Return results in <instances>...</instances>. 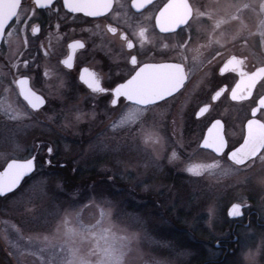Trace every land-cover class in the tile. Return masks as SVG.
I'll list each match as a JSON object with an SVG mask.
<instances>
[{"label":"rangeland","instance_id":"374dc122","mask_svg":"<svg viewBox=\"0 0 264 264\" xmlns=\"http://www.w3.org/2000/svg\"><path fill=\"white\" fill-rule=\"evenodd\" d=\"M217 3L205 7L197 2L195 17H207L211 28L215 23L230 51L241 45L244 68L264 64V0ZM13 40L12 49L6 45L0 51V169L11 159L35 154L38 166L46 157L52 160L51 166L38 167L44 175L24 186L29 195L17 192L3 206L9 212L0 215V246L17 262L193 264L201 257L219 258L222 250L214 244L233 238L234 218L227 216L231 203L242 202L244 211L255 210L264 219L259 183L264 165L259 161L251 172L226 165L199 174L187 171L217 158L199 147L210 119H225L235 143L240 138L237 118L249 114L252 101L241 107L222 102L197 121L201 102L187 90L135 121H121L127 108L118 104L113 111L109 95L90 94L76 71L65 72L48 55L30 58L27 47L23 55L14 53L20 41ZM23 75L46 99L38 111L15 93L13 80ZM47 146L54 149L51 156ZM173 152L178 158L168 163ZM157 153L163 157L161 167L150 163ZM211 206L218 215H211ZM235 236L230 262L264 264V233L238 228Z\"/></svg>","mask_w":264,"mask_h":264},{"label":"flooded vegetation","instance_id":"af4514ba","mask_svg":"<svg viewBox=\"0 0 264 264\" xmlns=\"http://www.w3.org/2000/svg\"><path fill=\"white\" fill-rule=\"evenodd\" d=\"M172 1L154 0V3L144 12L135 16L133 15L135 10H130L128 15L125 16L126 10L118 7L114 0L113 9L108 13L99 17H88L81 13L73 14L68 12L63 8L62 0H56L59 15L50 13L45 8H38L36 15L31 20V24H36L39 32L33 34L31 32V24L27 26V31L23 32L28 40L27 56L31 58L48 55L54 58L56 62L58 61L65 72L76 71L78 73L76 78L79 84L87 88L90 94L97 97L108 96V93L93 92L79 77L81 70L87 67L96 74L101 86L106 88L114 87V82L119 83L127 78L132 68L128 58L130 50L127 49L126 44L119 35L108 31V26L111 25L116 27L118 32L126 33L128 39L133 40L134 50H132V54L140 53L138 60L141 62L151 64L166 63L178 66L171 70L177 72L179 77L184 76L185 81L182 88L173 97L188 90V93H191L195 100L201 102L195 111L197 121H204L213 107L222 102H228L231 106L241 107L243 104L251 102L254 97L259 101L264 96V77L256 85L253 96L250 99L234 101L230 98V93L243 76L264 67V64L254 66L250 70L244 68L245 60L239 53L241 45L235 44V49L230 51L225 41V33L223 31L220 32L216 28L215 23L213 28H211L207 17L200 19L195 17L197 2H201L205 7L209 5L217 6L218 0H177V2H173L177 4L170 11L166 7ZM22 2L28 5L31 0H22ZM125 2L130 4L131 0H125ZM3 3L4 0H0V5ZM144 3H148V0H144ZM168 10L169 12H167ZM3 11V7H0V14ZM116 13L120 15L117 16L115 15ZM144 17H148V19L144 20ZM138 19L148 25V35L152 41V43H145L142 52L139 38L135 35L138 32L136 24ZM21 27H24V25H21ZM75 40H80L85 44V47L71 50L73 66L68 68L62 61L69 55L70 49L68 45ZM6 45L5 41H0V51ZM13 52L16 53L15 48ZM26 77L29 79L31 88L35 90L31 84V78L29 76ZM19 78L17 77L15 81ZM13 87L18 96L19 90L14 80ZM39 94L42 95L41 93ZM22 101L27 105L23 99ZM121 101L127 104L130 103L124 101L123 98H121ZM205 105L207 106L206 112L197 117L196 112ZM257 105L258 103L250 107L249 114L245 118L241 117V115L237 118L236 126L240 131V138L235 143L229 139L226 120L221 117H214L210 119L209 124L204 128L199 147L207 128L211 126L212 122L217 120L222 121L223 133L225 139L229 142L227 150H230L232 146L238 147L239 143L243 142L242 133L247 120L252 118L251 112ZM27 107L29 106L27 105ZM257 118H260L259 112ZM201 150L212 153L202 148ZM35 156L37 160V154ZM13 196L11 193L3 197L0 196V215L9 212L4 211L3 206ZM247 211L243 210L242 217L234 218L232 228L229 230L233 238L218 240L214 244L216 249L222 250L219 258L215 260L207 259L203 264H233L230 260L234 244L237 241L235 232L238 228H253L257 233H264V219H261V215L255 210ZM6 216L10 219H12V216L16 218L15 214L10 213ZM18 218L19 216H17ZM19 219L22 218L20 217ZM0 264L21 263L17 262L11 251L7 250L6 247L2 248L0 246Z\"/></svg>","mask_w":264,"mask_h":264},{"label":"snow or ice","instance_id":"6c2138e0","mask_svg":"<svg viewBox=\"0 0 264 264\" xmlns=\"http://www.w3.org/2000/svg\"><path fill=\"white\" fill-rule=\"evenodd\" d=\"M115 3L121 9L126 10L124 13L125 16L128 15V11L130 10H135L133 15L136 16V14L144 12L154 3V0H148V3H144V0H131L130 4L126 3L125 0H115ZM62 4L63 8L70 13H81L88 17H99L113 9L114 0H62ZM0 7L4 9L3 13L0 14V41H5L9 48L12 49L15 45L13 36H16L20 42L18 46H15V52L20 55H23L21 49L28 46L27 37L25 36L23 39H20V33L27 31V26L31 24L32 18L36 15V10L38 8H45L50 13L59 15L56 0H31V3L28 5H25L22 0H4V3ZM115 15L119 16L120 14L116 13ZM143 19L147 20L148 17H144ZM136 24L138 26V32L135 35L139 38L142 52L145 43H152V41L148 35V25L142 23L141 19H138ZM21 25H24V27H21ZM108 31L119 35L126 44L127 49L130 50L128 58L132 68L127 78L119 83L114 82V87L106 88L101 86L96 74L85 67L81 70L79 79L95 93H108L110 96L109 103L113 106V111L117 110L116 106L118 104L120 109L127 108V112L121 117V121L132 122L142 112L149 111L158 106L159 102H166L167 98L173 97V94L177 93V90L180 89L177 87V84L182 85L185 77L181 76L180 79H175L171 73H162V70L173 69L178 66L166 63L151 64L141 62L138 60L140 53L132 54L134 42L128 39L126 33L118 32V29L111 25L108 26ZM31 32L33 34L39 32L36 24H31ZM84 47L85 44L80 40H75L70 43L68 45L70 49L69 55L62 63L68 68H72L73 56L71 50L74 48L83 49ZM22 63L25 68L29 66V60L27 59L23 60ZM15 83L19 88V94L32 109H38L45 103L42 96L37 95L36 92L28 87V78L26 76H21ZM121 98L130 103L123 104ZM257 103L258 101L254 97L252 104L256 105ZM206 110V105L200 107L196 112V116L199 117ZM257 112L260 113L259 119L257 118ZM251 117L247 120L242 133L243 142L239 143L238 147L232 146L230 150H227L229 148V142L223 134L217 137L213 131H210L212 124L216 123V121L212 122L211 126L207 128V134L203 138L201 147L214 151L217 154V158L213 160L211 165H190L187 171L199 174V171L202 169L220 168L226 165L228 170L239 172L241 169H246L251 172L256 161L264 165V104H261L259 107H254L251 112ZM220 124L222 125L221 121ZM39 146L43 147V145ZM46 152L48 156H51L54 153L53 147L47 146ZM173 158H178L175 152H173L172 158H169L168 163H172ZM162 159L163 157L160 153H157L151 159L150 163L155 167H161ZM44 164L51 166L52 160L46 157L39 166L37 165L35 155H30L24 159H11L7 161L3 171H0V195L6 196L9 193L15 195L17 192L22 196L29 195V190L25 189L24 186L29 184V181L33 180L38 174L44 175L43 172L38 173L37 171L38 167L43 168ZM58 178L50 177L49 179ZM259 183L264 186V176L259 178ZM210 211L213 217L218 215L217 207L211 206ZM227 216L232 218L242 217L243 203H231L227 208ZM65 264H71V262L66 261ZM100 264H103V261Z\"/></svg>","mask_w":264,"mask_h":264},{"label":"water","instance_id":"95a60500","mask_svg":"<svg viewBox=\"0 0 264 264\" xmlns=\"http://www.w3.org/2000/svg\"><path fill=\"white\" fill-rule=\"evenodd\" d=\"M174 1L177 2V0H173L171 3H169L167 5L166 8H168L170 11L172 9V7L177 4V3H173ZM181 4V3H180ZM169 10L167 12H169ZM162 73L163 74H167V73H171V75L175 78V79H180L179 75L177 72L175 71H172L171 69H165V70H162ZM264 77V67H261V68H258L257 70H255L254 72L246 75V76H243L235 85L234 89L232 90V92L230 93V98L234 101H241V100H247V99H250L254 93V90H255V87L256 85L258 84V82ZM184 81L185 79L183 80V83L182 85L181 84H177V87H179L180 89L182 88L183 84H184ZM18 87V86H17ZM28 87L31 88L30 86V83H29V79H28ZM32 89V88H31ZM178 89L177 92L180 90ZM19 90V88H18ZM33 90V89H32ZM34 91V90H33ZM36 92V91H34ZM37 95H40L39 93L36 92ZM174 95V94H173ZM21 96V95H20ZM42 96V95H40ZM43 97V96H42ZM21 98L23 99V97L21 96ZM44 98V97H43ZM168 99V98H167ZM24 100V99H23ZM25 101V100H24ZM44 101L45 103L38 109H32L30 105H28L32 110L34 111H38L40 110L41 108H43L45 105H46V100L44 98ZM26 102V101H25ZM162 102V101H161ZM27 103V102H26ZM261 104H264V96H262L259 101H258V105L257 107H259ZM253 111V110H252ZM206 112V111H205ZM204 112V113H205ZM258 114V112H257ZM222 123V121H221ZM223 125L220 124V120H217L216 123L212 124L211 126V129L210 131H213L214 134L217 136V137H220L222 134L224 136V133H223V128H222ZM207 134V130H206V133L205 135ZM203 141V140H202ZM202 144V142H201ZM201 147V145H200ZM202 149H205V150H209L211 152L214 153V151L210 150V149H206V148H203L201 147ZM215 154V153H214ZM217 155V154H215ZM6 166V165H5ZM4 166V167H5ZM3 171V169L1 170ZM10 194V193H9ZM3 197V195H0ZM218 245V244H217Z\"/></svg>","mask_w":264,"mask_h":264},{"label":"trees","instance_id":"16d2710c","mask_svg":"<svg viewBox=\"0 0 264 264\" xmlns=\"http://www.w3.org/2000/svg\"><path fill=\"white\" fill-rule=\"evenodd\" d=\"M65 176H66V174H65ZM193 249H195V248H193ZM206 261H207V258L201 257V258H199V259L194 260V261H193V264H203V263H205Z\"/></svg>","mask_w":264,"mask_h":264}]
</instances>
